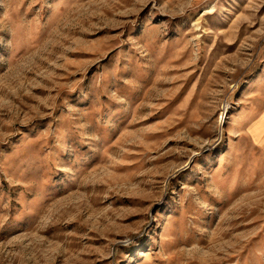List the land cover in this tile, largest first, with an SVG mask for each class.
<instances>
[{
	"label": "rangeland",
	"instance_id": "1",
	"mask_svg": "<svg viewBox=\"0 0 264 264\" xmlns=\"http://www.w3.org/2000/svg\"><path fill=\"white\" fill-rule=\"evenodd\" d=\"M264 0H0V264H264Z\"/></svg>",
	"mask_w": 264,
	"mask_h": 264
},
{
	"label": "crops",
	"instance_id": "2",
	"mask_svg": "<svg viewBox=\"0 0 264 264\" xmlns=\"http://www.w3.org/2000/svg\"><path fill=\"white\" fill-rule=\"evenodd\" d=\"M249 132L255 142H261L264 145V102L261 113L258 115L257 120L250 126Z\"/></svg>",
	"mask_w": 264,
	"mask_h": 264
}]
</instances>
